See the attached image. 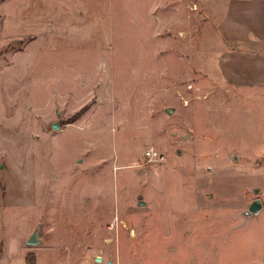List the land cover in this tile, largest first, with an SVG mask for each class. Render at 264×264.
<instances>
[{"label":"rangeland","instance_id":"rangeland-1","mask_svg":"<svg viewBox=\"0 0 264 264\" xmlns=\"http://www.w3.org/2000/svg\"><path fill=\"white\" fill-rule=\"evenodd\" d=\"M227 1L0 0V264L264 260V212L225 207L264 187V98L228 166L192 121Z\"/></svg>","mask_w":264,"mask_h":264},{"label":"crops","instance_id":"crops-1","mask_svg":"<svg viewBox=\"0 0 264 264\" xmlns=\"http://www.w3.org/2000/svg\"><path fill=\"white\" fill-rule=\"evenodd\" d=\"M222 16L216 20V34L220 41V49L213 57L212 85L211 90L204 91L205 95L192 108V121L194 130L201 132V138L207 147L215 146L209 150L211 163L215 158L225 156L224 161L235 163L240 161L243 149L238 148L236 125L231 120L234 106L240 105L258 95L263 100L264 92V0H228ZM245 97V98H244ZM248 99V100H247ZM207 101V102H205ZM255 102V103H254ZM205 118L202 117V108ZM245 115L252 119L260 118L257 108L244 110ZM203 122V123H202ZM251 126L247 124L242 129V135L251 138V143L257 145L261 142L262 130L258 128V122ZM253 128L250 131L249 128ZM249 142V143H250ZM241 143L243 141L241 140ZM230 146L225 148V146ZM228 149L226 152L225 150ZM253 167H264V152L262 149L255 150ZM217 167V166H216ZM210 168V167H208ZM256 170V169H255ZM258 171V170H256ZM253 196L245 195L236 202L225 206L227 209H238V219H258L261 211L264 212V187L251 190ZM213 194V193H212ZM253 199L260 203L255 213H246L247 207ZM208 204V203H207ZM239 221V220H238ZM258 222V220H257ZM258 226V224H256ZM243 227V222L230 226L229 230ZM2 252H0L1 254ZM264 264V260L259 261ZM1 263V262H0Z\"/></svg>","mask_w":264,"mask_h":264},{"label":"water","instance_id":"water-1","mask_svg":"<svg viewBox=\"0 0 264 264\" xmlns=\"http://www.w3.org/2000/svg\"><path fill=\"white\" fill-rule=\"evenodd\" d=\"M56 124H53V128H56ZM260 207V203L258 200L253 199V201L250 202V204L247 207L246 213L251 212V213H255ZM36 235L37 232H33V234L29 237V239L27 240L28 244H34L37 243L38 240L36 239Z\"/></svg>","mask_w":264,"mask_h":264},{"label":"built area","instance_id":"built-area-1","mask_svg":"<svg viewBox=\"0 0 264 264\" xmlns=\"http://www.w3.org/2000/svg\"><path fill=\"white\" fill-rule=\"evenodd\" d=\"M146 154L151 157L157 156V153L153 149H150L149 151H147Z\"/></svg>","mask_w":264,"mask_h":264}]
</instances>
